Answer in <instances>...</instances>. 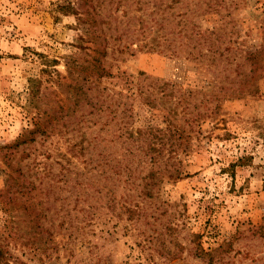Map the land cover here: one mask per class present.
<instances>
[{
    "label": "rangeland",
    "instance_id": "rangeland-1",
    "mask_svg": "<svg viewBox=\"0 0 264 264\" xmlns=\"http://www.w3.org/2000/svg\"><path fill=\"white\" fill-rule=\"evenodd\" d=\"M154 1L0 0V264H264V0Z\"/></svg>",
    "mask_w": 264,
    "mask_h": 264
},
{
    "label": "trees",
    "instance_id": "trees-1",
    "mask_svg": "<svg viewBox=\"0 0 264 264\" xmlns=\"http://www.w3.org/2000/svg\"><path fill=\"white\" fill-rule=\"evenodd\" d=\"M101 0H97V3H99ZM182 2V0H155L153 3L154 6V11L153 14H161V17H153V21L155 22L156 26H157V30L158 33L155 36V38H153V43L150 47V49L155 50V51H160V52H170L171 55H176L179 51L177 49L176 46H172V42H169V35L173 34L175 35L174 31H168L166 29L167 26V18H166V11L167 9L173 8L176 3ZM77 7L72 8V12L75 15L79 16V11L81 10L80 14H84V13H90V8H94L96 9L95 6V2L94 0H77ZM182 16H185V14H183ZM79 21L85 22L87 21V19L85 17H78ZM182 30L177 32V37L179 39H181L182 37ZM164 39V40H161ZM149 45V43H148ZM226 49V48H225ZM98 52L99 49H97ZM101 51L106 54V50L105 49H101ZM211 51V49H210ZM217 53V50L215 51ZM264 56V46H261L260 49H257L253 52H249L248 53V60L251 62H255L258 65L260 60L263 58ZM98 60V58L96 59ZM99 61V60H98ZM256 68H259V66H255ZM257 70H253L252 72H256ZM70 74H73L72 71H70ZM103 74V73H102ZM131 174H129L128 178H131ZM145 183L143 185V193L146 197H152L153 196V189L155 187H157L159 185V181L161 179V176L158 175L157 171L155 170H150L149 173L146 175V177L143 178ZM142 193V194H143ZM128 211L131 214L137 213L138 211L136 209L127 207ZM132 216V215H131Z\"/></svg>",
    "mask_w": 264,
    "mask_h": 264
}]
</instances>
